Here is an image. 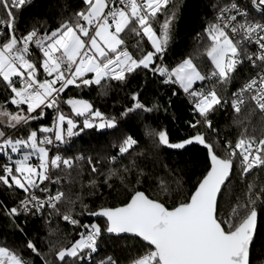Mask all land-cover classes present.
<instances>
[{"label":"snow or ice","instance_id":"6c2138e0","mask_svg":"<svg viewBox=\"0 0 264 264\" xmlns=\"http://www.w3.org/2000/svg\"><path fill=\"white\" fill-rule=\"evenodd\" d=\"M31 2L0 0V89L6 93L0 101V186L14 195L11 206L0 200V215L23 236L18 247L0 242V264H33L24 252L43 264H121L120 257L107 253L95 259L112 238L133 242L124 264H256L257 248L264 255V184L248 177L264 171V127L257 135L249 124L257 113L264 123V0L214 4L215 15L200 42L203 50L198 44L174 65L165 63L175 19L170 0H79L56 27L21 32L19 17ZM129 34L146 41L129 48ZM201 56L210 65L197 63ZM245 64L255 74L230 91ZM141 75L143 83L128 94L129 103L118 116L82 98H62L70 86L107 96L114 85L127 87ZM153 82L178 86L190 98L193 120L188 126L194 134L173 142L165 128L150 121L162 108L158 99L144 98ZM62 105L70 108L68 114ZM49 109L51 126L34 128L32 122L41 121ZM218 112L232 114L240 129L235 141L214 126ZM132 117L139 118L141 139L122 129ZM86 131L113 137L111 152L103 158L106 173L96 167L99 159L89 156L87 162L91 173L104 177L102 182L89 180L92 195L102 183L109 195L123 196L115 204L94 209L85 203L78 167L85 157L61 154V145ZM189 145L202 147L204 167L185 190V181L173 176L175 170L160 153ZM159 168L172 178L153 179ZM113 177L119 179V189L110 182ZM235 182L243 185L242 196ZM77 183L81 192L73 196L71 186ZM85 215L99 222L83 223ZM21 217L23 225L17 223ZM29 218L43 221L46 236H29ZM61 222L75 233L71 239ZM41 244L47 245V255Z\"/></svg>","mask_w":264,"mask_h":264},{"label":"trees","instance_id":"16d2710c","mask_svg":"<svg viewBox=\"0 0 264 264\" xmlns=\"http://www.w3.org/2000/svg\"><path fill=\"white\" fill-rule=\"evenodd\" d=\"M222 3L223 0H170L169 12H175V19L172 24L171 39L169 41L165 63L174 65L183 56L193 53L194 49L200 45L201 51L203 45L200 43L201 39L205 37L204 28L209 22L213 20L215 11L213 5L216 3ZM79 0H32V2L22 10L19 17V25L21 32L25 31L26 28L32 26L37 27L41 33L46 29H51L57 26L58 22L66 17L73 9L77 8ZM67 10V11H65ZM165 14H161L160 21L162 22ZM159 23L155 24L157 34H159ZM197 34H200L199 36ZM146 38L138 37L135 34H129L126 37V43L129 48H132L138 42L143 44ZM150 47V45H148ZM36 54H33L35 59ZM197 63H205L210 65V61L207 60L206 56H201ZM248 74H255L252 69L245 64L237 74L236 81L230 85V91H235L237 87L247 78ZM144 77L141 75L137 79H133L129 82L127 87L114 85L113 90L109 92L107 96H99L97 91L84 89L80 91L74 86H70V90H65V94H62L63 99H67L69 96L82 98L91 102L94 107L99 108L102 112L107 115H116L123 110V107L129 103L127 96L135 90L138 85L142 84ZM173 89L176 90L177 94L172 95ZM223 95V89H218ZM4 93L3 89H0V101L3 100ZM144 98L151 101L153 98L158 99L162 108L159 112H154L149 117L150 121L154 126L165 128L169 133L171 140L177 142L180 138H187V136L194 134L188 126V122L193 120V114L191 110L190 98L183 93L178 86H160L157 87L155 82L148 86L147 93L144 94ZM62 110L65 114L69 113L70 108L67 105H62ZM167 108V111H164ZM247 111L245 114H247ZM53 113L49 109L46 111V116L39 122H32L34 128H38L40 124L51 126ZM214 126L217 127L221 133L233 141L237 138L240 129L233 124V117L230 112H218L212 117ZM264 127L260 115L254 114L250 117L249 131L253 128L256 129V134L259 135L260 131ZM122 129L133 135L137 139L142 138V130L138 117H132L126 123H122ZM113 137L107 132L103 135L86 131L79 137H74L73 142L70 145H63L60 147L61 154L65 156L83 154L84 160L79 162L78 167L82 169V176L79 177L80 183L85 186L82 190L84 196V202L88 203L92 208L98 207L101 203H112L115 204L119 199H123V196L117 197L113 192L109 195V189L103 186L101 183L99 191L95 195H92L93 189L88 187L90 179L96 178L102 182L103 175H97L91 173V166L87 162V157L91 156L95 162L99 159L101 162L96 165L100 173H106L108 163L106 159H103L107 154L111 152L109 147ZM70 149L65 151V149ZM55 154V153H53ZM162 161L168 164L169 168L174 169L173 176L178 179L185 181L184 188L187 190L191 184L196 180L200 172L204 167V152L202 147L198 145H189L182 150H169L162 149L160 153ZM123 163H128L125 160ZM151 168V165L149 166ZM76 175L75 170L72 173ZM155 177H163L166 180H170L172 177L164 171L163 168H159L153 173V179ZM133 183H135V177H130ZM248 179L255 181L257 184H264V171H254ZM113 184L114 189L120 188V181L117 177H113L110 181ZM80 183L72 185V194L75 196L76 193L81 192ZM69 185H65L67 189ZM144 188H149V183L143 184ZM155 186L153 185V188ZM235 191L238 195H243L245 189L239 182H235ZM103 193V195H101ZM0 200L5 201L11 206L14 200L13 193L4 190L3 186H0ZM34 221V222H33ZM83 223L99 222L96 219H92L91 216L85 215L82 217ZM24 217H21L17 223L23 225ZM56 224L53 222V227ZM63 232L68 234L69 239L75 233L72 231L70 226H66L63 222L60 224ZM260 228L264 231V213L261 214ZM25 231L29 233L31 238H36L37 235L43 237L46 236L47 230L43 228V221L39 218H29ZM78 238V237H77ZM23 236L17 233L8 224V221L0 215V242L7 241L9 246H19ZM42 251L47 255L48 248L46 244L39 245ZM133 251V242L130 240H123L112 238L107 240L103 245L99 255L95 256L98 261L104 253L120 257L121 264H124L125 258ZM23 255L26 258H30L33 264H43L39 257H29L28 252H24ZM256 264H262L264 261V255L261 254L259 248L254 253ZM51 260V257H48Z\"/></svg>","mask_w":264,"mask_h":264},{"label":"built area","instance_id":"2783aa9c","mask_svg":"<svg viewBox=\"0 0 264 264\" xmlns=\"http://www.w3.org/2000/svg\"><path fill=\"white\" fill-rule=\"evenodd\" d=\"M240 2L243 4L245 2V0H240ZM60 147H63V145H61Z\"/></svg>","mask_w":264,"mask_h":264},{"label":"water","instance_id":"95a60500","mask_svg":"<svg viewBox=\"0 0 264 264\" xmlns=\"http://www.w3.org/2000/svg\"><path fill=\"white\" fill-rule=\"evenodd\" d=\"M201 147V146H200ZM92 219H96L95 217H92Z\"/></svg>","mask_w":264,"mask_h":264},{"label":"rangeland","instance_id":"374dc122","mask_svg":"<svg viewBox=\"0 0 264 264\" xmlns=\"http://www.w3.org/2000/svg\"><path fill=\"white\" fill-rule=\"evenodd\" d=\"M69 112H70V110H69ZM33 162H35V161H33Z\"/></svg>","mask_w":264,"mask_h":264}]
</instances>
